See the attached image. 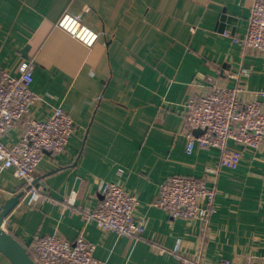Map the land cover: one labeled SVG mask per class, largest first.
I'll return each mask as SVG.
<instances>
[{"label":"crops","instance_id":"obj_1","mask_svg":"<svg viewBox=\"0 0 264 264\" xmlns=\"http://www.w3.org/2000/svg\"><path fill=\"white\" fill-rule=\"evenodd\" d=\"M252 6L253 0H0V66L17 77L32 62V90L43 97L33 115L46 119L62 107L76 123L62 154L44 153L34 190L12 171L1 175L0 208L25 191L4 228L31 252L38 235L72 243L83 237L109 264H259L264 146L256 151L230 141L232 164L217 149L188 153L182 116L186 99L207 94L212 83L264 89V55L218 30L226 15L236 21L226 23L229 33L243 36ZM65 13L99 33L94 47L57 27ZM243 68L250 75L240 74ZM21 130L10 131L11 143ZM173 175L215 187L207 221L174 219L153 205L160 183ZM110 183L137 195L142 239L102 231L62 206L74 194L78 208H93ZM0 264L12 263L0 252Z\"/></svg>","mask_w":264,"mask_h":264},{"label":"built area","instance_id":"obj_2","mask_svg":"<svg viewBox=\"0 0 264 264\" xmlns=\"http://www.w3.org/2000/svg\"><path fill=\"white\" fill-rule=\"evenodd\" d=\"M57 27L89 48L100 38L98 32L71 13H65ZM229 30L223 34L231 37L233 43L264 54V0H253L248 29L243 36H232ZM33 71L34 64L30 61L22 64L17 77L0 66V177L5 171H12L32 190L34 174L44 153L62 154L76 130L75 121L62 107H56L46 119L33 115V106L43 101L32 90ZM240 74L248 76L250 71L243 68ZM182 116L188 125V153L197 146L217 149L222 161L232 164L235 150L230 141L256 151L264 146V89L212 83L207 94L190 95L186 99ZM16 125L21 126V134L17 142L11 143L9 133ZM197 129L202 134L196 135ZM215 199V187L204 180L173 175L160 183L153 205L174 219L205 222L215 209ZM139 204L137 195L118 183L108 184L102 199L93 208H78L74 194L62 201V206L80 213L86 223H95L102 231L142 239L146 227L137 216ZM32 253L38 264H109L96 256V245L83 237L72 243L56 234L38 235L33 241ZM185 262L206 264L199 259H185ZM218 264H232V261L223 259ZM259 264H264V259Z\"/></svg>","mask_w":264,"mask_h":264},{"label":"water","instance_id":"obj_3","mask_svg":"<svg viewBox=\"0 0 264 264\" xmlns=\"http://www.w3.org/2000/svg\"><path fill=\"white\" fill-rule=\"evenodd\" d=\"M235 22V19H231L226 15H221L218 30L223 33L229 28L226 26V23L231 24ZM232 31L234 32V28ZM194 133L196 135L202 134V130L197 129ZM27 188L31 189V186H28ZM24 194L25 191L17 193L6 200L0 208V252L7 257L12 264H38L31 256L28 249L4 228L5 219L17 207Z\"/></svg>","mask_w":264,"mask_h":264},{"label":"trees","instance_id":"obj_4","mask_svg":"<svg viewBox=\"0 0 264 264\" xmlns=\"http://www.w3.org/2000/svg\"><path fill=\"white\" fill-rule=\"evenodd\" d=\"M28 251H29V250H28ZM29 253L31 254V256H32L33 258H35L34 255H33V253H32L31 251H29Z\"/></svg>","mask_w":264,"mask_h":264},{"label":"rangeland","instance_id":"obj_5","mask_svg":"<svg viewBox=\"0 0 264 264\" xmlns=\"http://www.w3.org/2000/svg\"><path fill=\"white\" fill-rule=\"evenodd\" d=\"M264 55V54H263ZM36 174V173H35Z\"/></svg>","mask_w":264,"mask_h":264}]
</instances>
